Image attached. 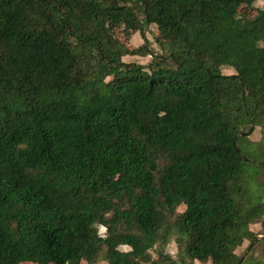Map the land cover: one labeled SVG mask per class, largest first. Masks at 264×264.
Segmentation results:
<instances>
[{
	"label": "trees",
	"instance_id": "trees-1",
	"mask_svg": "<svg viewBox=\"0 0 264 264\" xmlns=\"http://www.w3.org/2000/svg\"><path fill=\"white\" fill-rule=\"evenodd\" d=\"M256 1L0 0V264H264L247 178L264 171V9L239 10Z\"/></svg>",
	"mask_w": 264,
	"mask_h": 264
},
{
	"label": "rangeland",
	"instance_id": "rangeland-1",
	"mask_svg": "<svg viewBox=\"0 0 264 264\" xmlns=\"http://www.w3.org/2000/svg\"><path fill=\"white\" fill-rule=\"evenodd\" d=\"M260 9H264V0H257L255 4L249 5V4H242L239 8V10L245 14H247L250 17H255ZM96 10V7L91 5L89 6V11L94 12ZM115 36L123 42L127 47L133 49L136 47L141 46L144 43V40L140 33L138 31H135L133 29L127 28L124 25L119 26L114 30ZM147 38L151 42V48L156 52L161 54L162 49L160 47V43L164 40V36L161 31L157 29V26L155 25H150V27L147 30ZM125 61H135L141 64L147 65L152 61V56L147 55V56H139V55H128L124 57ZM223 73L224 74H232L234 73V70L230 67H224L223 68ZM262 137V131L260 126H256L254 128V131L250 134L249 139L253 143H247L249 141H243L240 145L241 149L243 151H247L250 153H253L255 149H257V144L254 143L255 141H259ZM256 152V151H255ZM260 158V157H259ZM117 177L116 174L112 173H105L103 175V179L105 181H111ZM247 178L250 180V188L251 192L254 193L256 196H262V199L264 201V171L260 170L259 166L257 164H254L249 167V170L247 172ZM185 209V205L180 206V210ZM252 229L254 231L260 233L264 232V228L262 227L261 223H255L252 226ZM100 233L102 235H105L106 229L104 227L99 228ZM259 235L264 236V233H260ZM261 238V237H260ZM249 245V241H245L244 244L238 249V253L243 252ZM121 249L123 250H128V246H122ZM168 250L172 253H176L177 251V246L175 243H172L168 246ZM156 257V254L152 250H148L145 255L143 256L145 262L150 261L152 258ZM23 264H34V263H23ZM80 264H89L86 261H82ZM96 264H107L106 262H99ZM199 264H213L211 259L203 258L199 260Z\"/></svg>",
	"mask_w": 264,
	"mask_h": 264
},
{
	"label": "water",
	"instance_id": "water-1",
	"mask_svg": "<svg viewBox=\"0 0 264 264\" xmlns=\"http://www.w3.org/2000/svg\"><path fill=\"white\" fill-rule=\"evenodd\" d=\"M260 237H262V235H259V236H258V238H260ZM254 243H255V241H254L253 243H251V244H250V246H252ZM250 246H249V247H250ZM249 247H248V249L245 251V253H247V252H248V250H249ZM238 264H240V262H239Z\"/></svg>",
	"mask_w": 264,
	"mask_h": 264
},
{
	"label": "crops",
	"instance_id": "crops-1",
	"mask_svg": "<svg viewBox=\"0 0 264 264\" xmlns=\"http://www.w3.org/2000/svg\"><path fill=\"white\" fill-rule=\"evenodd\" d=\"M196 264H199V260H196Z\"/></svg>",
	"mask_w": 264,
	"mask_h": 264
}]
</instances>
